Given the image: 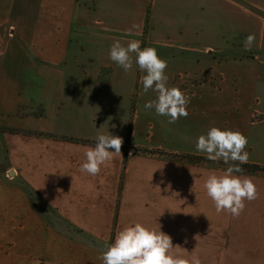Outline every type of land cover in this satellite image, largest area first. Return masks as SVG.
Listing matches in <instances>:
<instances>
[{"label":"crops","instance_id":"0c3cea01","mask_svg":"<svg viewBox=\"0 0 264 264\" xmlns=\"http://www.w3.org/2000/svg\"><path fill=\"white\" fill-rule=\"evenodd\" d=\"M204 4L0 0V264H101L105 244L135 222L160 227L178 252L201 264H264V174L236 173L251 178L258 195L234 217L217 213L202 188L208 172L226 167L168 157L207 158L196 150L197 138L214 126L238 131L236 106L190 92L187 118L169 124L161 116L163 135L137 141L108 114L115 96L129 105L137 68L134 53L128 72L111 61V45L137 40L191 55ZM257 51L264 64V25ZM155 98L151 92L139 106L153 112L144 105ZM239 132L245 136L243 127ZM110 133L123 139L121 157L95 177L81 173L84 149ZM256 145L248 143L246 164L264 166Z\"/></svg>","mask_w":264,"mask_h":264},{"label":"rangeland","instance_id":"374dc122","mask_svg":"<svg viewBox=\"0 0 264 264\" xmlns=\"http://www.w3.org/2000/svg\"><path fill=\"white\" fill-rule=\"evenodd\" d=\"M203 3L206 6L202 7L201 30L191 44L194 53L181 56L177 50L159 45L149 47L156 48L158 55L167 61L165 74L169 87L184 90L186 96L191 92L196 98L199 92L213 93L223 103L236 106L238 111L233 114L238 116V123L233 122L232 126L238 131L243 127L248 143L256 142L264 150V64L257 51L259 29L264 25V0H202ZM215 11V17L205 15ZM162 29L159 26L157 32L165 34ZM249 35L254 36L252 42L247 40ZM133 75L129 105H122L123 98L115 96L120 106L114 102L116 105L108 113L112 125L125 127L122 132L126 131V137L136 141L146 136H162L166 127L162 125V117L155 111H144L138 103L154 91L143 92L141 78L145 73L138 65ZM154 94L156 97L157 93ZM110 97V93H105V98ZM134 129L135 134L130 135Z\"/></svg>","mask_w":264,"mask_h":264},{"label":"clouds","instance_id":"9594fccd","mask_svg":"<svg viewBox=\"0 0 264 264\" xmlns=\"http://www.w3.org/2000/svg\"><path fill=\"white\" fill-rule=\"evenodd\" d=\"M126 34L131 35L132 29H128ZM247 40L252 42L254 36L249 35ZM131 53L135 54V63L145 73L141 78L143 92L152 90L157 93L156 98L145 103L144 108L154 109L158 116L168 117L169 124L181 117L187 118L190 97L180 88L167 85V61L158 55L156 48H141L137 40L124 46L116 40L110 47L109 58L128 72L133 63ZM122 144V137L111 133L98 135L95 146L84 149L85 159L80 165V172L97 176L102 167H108L116 157H121ZM247 145L248 139L241 132L215 126L196 140L198 152L206 154L211 161L222 160L228 165L225 170L219 173L210 171L203 178L202 188L217 213L225 212L238 217L245 208V201L257 198V189L251 178L236 175L243 172L241 165L248 162L249 153L245 151ZM177 249L181 247H174L172 238L162 232L160 227L155 229L135 222L122 227L114 240L105 244V250L98 259L101 264H201L197 255L186 256Z\"/></svg>","mask_w":264,"mask_h":264},{"label":"trees","instance_id":"16d2710c","mask_svg":"<svg viewBox=\"0 0 264 264\" xmlns=\"http://www.w3.org/2000/svg\"><path fill=\"white\" fill-rule=\"evenodd\" d=\"M9 132H12L11 130H7ZM168 157L173 160V161H178V162H184L187 164H193V165H198V164H207L209 166H222V167H228L224 162H214L211 161L207 158L203 157H198V156H190V155H168ZM243 168V172H248V173H260L264 174V166H259V165H254V164H243L241 165Z\"/></svg>","mask_w":264,"mask_h":264}]
</instances>
